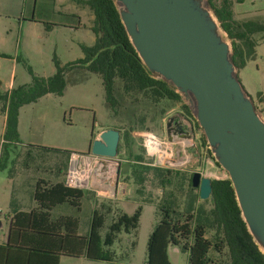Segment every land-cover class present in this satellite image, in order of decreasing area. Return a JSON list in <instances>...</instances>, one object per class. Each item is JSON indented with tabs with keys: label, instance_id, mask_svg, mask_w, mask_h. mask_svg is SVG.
Listing matches in <instances>:
<instances>
[{
	"label": "trees",
	"instance_id": "16d2710c",
	"mask_svg": "<svg viewBox=\"0 0 264 264\" xmlns=\"http://www.w3.org/2000/svg\"><path fill=\"white\" fill-rule=\"evenodd\" d=\"M243 1L221 0L217 4V0H208L221 25L232 39V59L238 69L254 59L257 45L254 34L264 32V24L261 21L236 19L233 4ZM85 3L94 15L91 30L95 35V41L91 46L81 45L84 57L65 65L54 57L53 74L46 77L32 74L31 83L0 93L7 114L4 133L7 143H3L2 146L4 150L2 149L0 157V169L5 167L4 155L8 154V147L17 140L19 107L36 102L46 94L62 96L67 86L84 81L90 73L101 78L104 103L115 124L120 122L133 124L137 109L144 107L145 104L147 106L148 103H153V108L161 100H173L182 104L179 95L165 82L153 79L146 73L129 43L112 0H85ZM44 24L47 29L52 25L48 22ZM102 48L104 49L97 57L85 66L84 63ZM261 94L259 92L257 95ZM127 100L132 103L126 106L127 119L124 121L119 119L118 115L123 106L122 101ZM182 107L188 110L184 104ZM146 113L139 117L141 123L137 126L140 128L144 127ZM261 113L264 116V108ZM202 141L206 145L205 140ZM26 151L37 156H52L55 160L52 169L55 176L65 175L72 153L64 149L39 145H29ZM152 169L155 171L154 174L161 178V188L170 185L171 177L179 174L178 170L171 168L153 166ZM211 184L212 199L209 200L212 208L205 222L195 221V212L189 211L191 208L183 220H180L174 219L170 207H160L161 217L147 241L150 258L147 264H170L168 251L176 247L188 252V264H211L209 251L214 248L220 252L224 246L228 255L225 264H264V256L252 241L240 217L230 181L227 178L212 179ZM187 187L189 192H194L190 179ZM85 194L86 190L81 187L38 179L33 191L38 208L28 212L19 211L13 215L8 240L5 245H0V264H59L62 255L84 256L91 260H114L116 255L109 248L120 233L135 235L141 208L138 207L131 215L118 216L107 226L104 235L100 234V230L104 226L105 214L93 213L86 235L78 234L76 217L50 218L49 211L64 202L80 210V201ZM195 197L197 199L199 195L195 194ZM208 227L215 231L214 240L208 239L205 235ZM134 245L135 241L132 240L131 246Z\"/></svg>",
	"mask_w": 264,
	"mask_h": 264
},
{
	"label": "rangeland",
	"instance_id": "374dc122",
	"mask_svg": "<svg viewBox=\"0 0 264 264\" xmlns=\"http://www.w3.org/2000/svg\"><path fill=\"white\" fill-rule=\"evenodd\" d=\"M220 1L217 0V4ZM249 1L252 0H244L245 4L241 6L240 3L234 2L233 11L236 19H253L264 24V9L259 12H251L249 8H252L253 5L250 6ZM23 2L28 4L25 8L26 12H24V15L28 16L31 0H23ZM48 3H52V7L56 11L77 13L81 17L82 26L78 30L60 27L50 32L43 31L40 38L33 31L25 33L26 39L21 43L20 50L16 55L15 88L31 83L32 74L45 77L53 74L55 71L54 57L63 65L76 61L79 56H84L80 44L90 45L95 38L89 27L92 23V15L90 17L92 13L87 8L76 5L73 0H38L41 12H43L42 8H47ZM256 3L259 6H264V0H256ZM254 38L257 43L255 57L243 68H237V75L244 89L252 97L256 111L262 114L261 111L264 108V32L255 33ZM230 40L232 41V39ZM259 92L262 93L260 96L257 95ZM131 103L129 100L122 101L123 106L120 108L119 119L126 121V106H130ZM134 105L137 104L134 103ZM142 107L137 109L133 124H128V122L115 124L104 103L101 78L94 73H90L84 81L78 84L67 86L62 96L49 94L24 106L21 112L24 134L35 135L34 140L41 143L39 145L70 152L86 153L92 135L106 124L114 123V126L116 125L114 128L120 131L118 148L120 146L121 149H124L123 155L126 158L124 163L133 164L120 165L122 180H126L129 185L133 183L132 194L138 195L143 201L141 204L144 206V211L135 235L120 233L119 238L117 237L115 243L109 248L116 255L114 260H91L64 256L61 257L59 264H147L146 262L150 260L147 241L153 232V226L161 217V206L170 207L174 219L183 220L188 209L191 208L189 211L190 213L195 212V221H206L212 204L209 199L203 200L200 197L196 199L197 189L194 192L188 191L187 184L191 174L198 171L211 179H225L227 173L214 161L207 144L203 143V133L192 112L183 108L180 102L161 100L155 108H153V103H148L147 106L145 104L141 109ZM143 112L147 113L143 121L144 127L140 128L137 125L141 123L139 117L144 114ZM175 113H180L183 122L188 125L190 124L189 120L184 118L186 114L194 124L191 126L194 131L195 155L190 152V149L187 150L181 146L186 143L184 139L176 140L175 138L173 142L167 140L165 122L170 115ZM147 134L155 135L163 143V149L170 153L171 161L169 163L160 162L157 154L150 155L143 147V135ZM176 142L177 144H174ZM169 147L171 148L169 149ZM4 159L5 167L0 169V209L2 210L0 217L10 212L13 206L21 210H30L37 206L31 197L32 183L26 185L22 192V187L18 185L20 183L16 182L17 180L26 177L31 181L52 175L51 173L55 174L52 170L55 165L52 156H37V154L28 153L26 146L9 150L8 154L4 155ZM128 166H130L128 172H124ZM153 166L178 170L179 174L171 177L170 185L161 188V178L154 174ZM89 168L88 184H84V187L81 186V188L85 189L86 193L94 194V191L91 190V181L95 176L94 170L96 171L97 166L90 163ZM66 172L67 170L65 175ZM61 213L70 214L79 219L78 234L86 235L89 232L92 204L86 197L82 198L79 211L69 204H64L53 210L52 217ZM108 213L112 214L105 212V224L100 230L101 235L105 234L110 222ZM3 223L6 227L4 221ZM2 231L3 228L0 227V236H2ZM205 235L208 239L214 240V229L208 227ZM132 240L135 241L134 247H131ZM227 256L225 246L221 247L220 252L214 248L209 251L211 264H225L228 260ZM168 258L170 264H188V252L179 247L171 248L168 251Z\"/></svg>",
	"mask_w": 264,
	"mask_h": 264
},
{
	"label": "water",
	"instance_id": "95a60500",
	"mask_svg": "<svg viewBox=\"0 0 264 264\" xmlns=\"http://www.w3.org/2000/svg\"><path fill=\"white\" fill-rule=\"evenodd\" d=\"M112 2L146 73L165 82L192 112L212 158L227 173L246 230L264 256V116L238 78L231 38L208 0ZM181 117L167 118V140H190L183 148L195 155L193 128L182 129ZM119 141L120 131L106 128L88 152L114 160ZM211 181L198 171L190 178L203 200L212 199Z\"/></svg>",
	"mask_w": 264,
	"mask_h": 264
},
{
	"label": "crops",
	"instance_id": "0c3cea01",
	"mask_svg": "<svg viewBox=\"0 0 264 264\" xmlns=\"http://www.w3.org/2000/svg\"><path fill=\"white\" fill-rule=\"evenodd\" d=\"M73 2L76 5L87 8L89 10V12L92 13L90 8L86 5L85 0H73ZM245 2H247V1H245ZM245 2L240 3L239 5L241 6L242 4H245ZM249 2H250L249 3L250 6H251V4L253 5L252 8H249V10H251V12L252 11H255V12L258 11L259 12V10L264 9V6H259V4L256 3V0H252ZM27 5H26V3L23 2V0H0V93L1 94L9 92L11 89L15 88V78H16L15 76H16V71H17L16 55L18 54V52L20 50L21 43L24 42V40L26 39L25 33H28L29 31H33V32L37 33V37L40 38L43 31L50 32V31H53L54 29L60 28V27L66 28L68 30H78L82 26L81 17L77 13L56 11L52 7V3H48L47 8H45V7L42 8L41 10H43V12H41L39 9L38 0H31V4H29L30 7L28 8L29 15L26 16V15H24V12H26L25 8H27ZM39 12H41V14H39ZM91 15H92V18H91L92 23L89 26L90 29L93 25V20H94L93 13L90 14V17H91ZM44 22L52 23V25L50 26L49 29L46 28ZM13 33H14V35H13ZM94 41H95V38H94L92 44L94 43ZM92 44L87 45V44L82 43V44H80V48H81V45L91 46ZM83 57L84 56H82V57L79 56V58H83ZM79 58H77V59H79ZM46 95H49V94H46ZM46 95H44V96H46ZM25 105L26 104L21 105L18 109L17 140L15 142H13L12 146L10 145L8 147L9 150H12L15 148L20 149L21 146L27 147L29 145L41 144L39 142H36V140H34L35 135L33 136L31 134H29V135L24 134L25 130L23 129V126H22L23 122H22V113L21 112H22ZM6 118H7V114H6L4 102L2 99H0V157L2 155V149L4 150V148H2L3 143H7L6 140L4 139ZM109 127H114V123L106 124L105 126L100 128L96 132V134L92 135V138H91L89 145H88L87 152L86 153H80V154L89 153L88 151H89V147H90L92 140L95 139L96 137H98L101 131H103L104 129L109 128ZM175 138H176V140H179L177 138V136H175ZM184 142H186V143H183V145H181V144L180 145L185 146V145H189L191 143L190 140H188V141L184 140ZM42 144H44V142H42ZM174 144H177V142ZM39 146H43V145H39ZM46 147H49V146H46ZM53 148H55V147H53ZM170 148L171 147H169V149ZM122 149L119 146L118 155L113 161L105 160L103 157H100V156L90 155L89 160H90L91 164L97 166L96 171L94 170L95 176L93 177V179L91 181V190L94 191V194L93 193H86L85 196H83V198L86 197L91 202V204H92V215L94 212H98L101 214H105V212L112 213V214L108 213L110 216L107 214V216H109V218H110L109 224L112 221L116 220L118 216H120L122 214L131 215L138 207H140L141 208V215H140V219H139V225H140L141 218H142L143 211H144V206L141 204L143 201H142L141 197H139L138 195L132 194V188H134V184L131 183V185H129V183L126 180H122V177L120 174V170H121L120 165H133V164L124 163L126 161V158L123 155L124 149L123 150ZM161 149H163V145H162ZM73 153L77 154L78 152H72L71 155ZM125 153H126V151H125ZM167 154L170 155L169 153H167ZM71 155L69 157L68 165H69L71 158H72ZM175 158H177V156H175ZM129 167L130 166H128L127 169H124L125 170L124 172H126V171L128 172ZM51 174L52 175H48L45 177H39L36 180H31V181L29 179H27L26 177L25 178L21 177L16 182L20 183L18 185H20V187H22V189H21L22 192H23V189L26 188V185H30V183H32L31 185L33 186V190H32L31 197L34 200L33 191L35 188L36 181L38 179L41 178V179H43L45 181H49V182H63V183H65L64 182L65 181V179H64L65 175L55 176L54 173H51ZM25 179H27V180H25ZM10 180L12 181L13 179H10ZM96 182H98V183H96ZM126 190H127V194H126ZM25 191H27V190L25 189ZM34 201L37 203L36 200H34ZM64 204H69V203L64 202V203L58 204V205L54 206L49 211L51 219H57V218L62 217V216L76 217V216H73L70 214H65V213H61L55 217H52L53 210L56 207H58L60 205H64ZM37 208H38V203H37V206L35 208H32L30 210H21L15 206H13V207H11L10 212L3 214L0 217V227L3 228L2 236H0V245H5L7 240H8V234L10 231V227H11V223H12V217L14 214L16 212H19V211L28 212V211H31V210H34ZM80 209H81V206H80ZM1 213H2V210L0 209V214ZM105 217H106V215H105ZM3 221L5 222L6 227H4ZM104 224H105V222H104ZM78 225H79V219H78ZM61 257H64V255L60 256L59 262H60ZM75 258L81 259V258H86V257L82 256V257H75Z\"/></svg>",
	"mask_w": 264,
	"mask_h": 264
},
{
	"label": "built area",
	"instance_id": "2783aa9c",
	"mask_svg": "<svg viewBox=\"0 0 264 264\" xmlns=\"http://www.w3.org/2000/svg\"><path fill=\"white\" fill-rule=\"evenodd\" d=\"M143 136H144L143 147L147 150V152H148V149L145 146V140H146L147 136H150L153 140H158L159 142H161L155 135L147 134V135H143ZM161 144L163 145L162 142H161ZM149 154L150 155H154V154H151V153H149ZM90 155H92V154H89V153H87V154H80V153L75 154V153H73L71 155L72 158L74 156H76L77 163H76V169H75V171L72 172V165H71L72 164V158H71V161H70V163L68 165V169H67V172H66V175H65V181L64 182H65L66 185L73 186V187H81V186H83V185L80 184L79 176H80V172H84V171L87 170V168H89V166L87 165L86 160L87 159L89 160ZM79 160H82V161H85V162L84 163H81ZM89 170H90V168H89ZM87 183H88V178H87Z\"/></svg>",
	"mask_w": 264,
	"mask_h": 264
},
{
	"label": "bare ground",
	"instance_id": "6f19581e",
	"mask_svg": "<svg viewBox=\"0 0 264 264\" xmlns=\"http://www.w3.org/2000/svg\"><path fill=\"white\" fill-rule=\"evenodd\" d=\"M145 146L147 147L149 153L157 154L160 162L169 163L171 161L170 155H168L164 149H161L162 144L158 140H153L150 136H147V138L145 140ZM86 162H87V165L89 166L90 160L87 159ZM76 163H77V158H76V156H74L72 158V164H71L72 165V172L75 171V169H76ZM88 175H89V168H87V170L84 172H80L79 181H80L81 185H84L85 183L88 184L86 182Z\"/></svg>",
	"mask_w": 264,
	"mask_h": 264
},
{
	"label": "flooded vegetation",
	"instance_id": "af4514ba",
	"mask_svg": "<svg viewBox=\"0 0 264 264\" xmlns=\"http://www.w3.org/2000/svg\"><path fill=\"white\" fill-rule=\"evenodd\" d=\"M184 118L185 119H187V120H189V123L190 124H188V126L190 127L191 125H193L194 126V124L192 123V120H191V118L189 117V116H187L186 114L184 115ZM182 122H183V120H182ZM187 127V124H185L184 122L181 124V128L182 129H185Z\"/></svg>",
	"mask_w": 264,
	"mask_h": 264
}]
</instances>
